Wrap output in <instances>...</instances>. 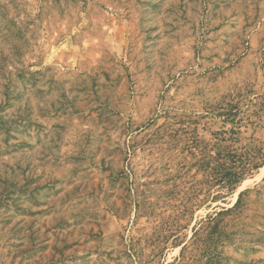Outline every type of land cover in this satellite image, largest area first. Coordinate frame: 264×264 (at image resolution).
I'll return each instance as SVG.
<instances>
[{"label": "rangeland", "instance_id": "374dc122", "mask_svg": "<svg viewBox=\"0 0 264 264\" xmlns=\"http://www.w3.org/2000/svg\"><path fill=\"white\" fill-rule=\"evenodd\" d=\"M264 0H0V264H264Z\"/></svg>", "mask_w": 264, "mask_h": 264}, {"label": "trees", "instance_id": "16d2710c", "mask_svg": "<svg viewBox=\"0 0 264 264\" xmlns=\"http://www.w3.org/2000/svg\"><path fill=\"white\" fill-rule=\"evenodd\" d=\"M253 154L250 155V157L246 158L247 162H242V166L240 170H231L230 173H227L228 176L225 178V182L227 183L231 188H233L236 184V182L239 181L241 178V175L243 174V171L247 170V165H254L257 167L260 163H264V146L259 148H253Z\"/></svg>", "mask_w": 264, "mask_h": 264}]
</instances>
